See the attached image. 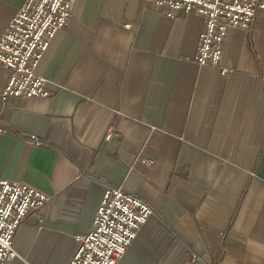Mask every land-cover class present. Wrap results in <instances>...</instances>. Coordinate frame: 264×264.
<instances>
[{"label": "crops", "instance_id": "0c3cea01", "mask_svg": "<svg viewBox=\"0 0 264 264\" xmlns=\"http://www.w3.org/2000/svg\"><path fill=\"white\" fill-rule=\"evenodd\" d=\"M24 2L0 0V38ZM203 26L74 0L35 69L46 98L2 100L0 66V180L49 198L7 264H68L110 187L153 210L118 264H264V11L227 32L225 75L194 62Z\"/></svg>", "mask_w": 264, "mask_h": 264}, {"label": "built area", "instance_id": "2783aa9c", "mask_svg": "<svg viewBox=\"0 0 264 264\" xmlns=\"http://www.w3.org/2000/svg\"><path fill=\"white\" fill-rule=\"evenodd\" d=\"M144 1L168 19L179 13H194L204 19L194 58L201 67L220 68L227 32L248 31L255 14L264 11V0ZM73 6L74 0H25L16 10L0 38V66L12 72L2 100L48 96L45 81L36 75L35 69L55 33L67 25ZM227 72L220 68L221 75ZM142 162L151 164L147 160ZM48 201L38 190L0 180V264L17 258L12 247L16 229L29 212H37ZM152 215L153 210L143 200L120 188H107L92 227L76 237L78 248L68 264H118L141 225Z\"/></svg>", "mask_w": 264, "mask_h": 264}]
</instances>
